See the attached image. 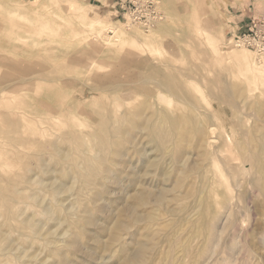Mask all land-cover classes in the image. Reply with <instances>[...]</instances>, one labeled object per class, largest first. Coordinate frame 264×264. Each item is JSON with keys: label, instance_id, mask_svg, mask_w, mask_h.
Masks as SVG:
<instances>
[{"label": "rangeland", "instance_id": "rangeland-1", "mask_svg": "<svg viewBox=\"0 0 264 264\" xmlns=\"http://www.w3.org/2000/svg\"><path fill=\"white\" fill-rule=\"evenodd\" d=\"M47 1L0 0V264H264V56L229 42L264 0H157L151 31L121 0Z\"/></svg>", "mask_w": 264, "mask_h": 264}, {"label": "bare ground", "instance_id": "bare-ground-1", "mask_svg": "<svg viewBox=\"0 0 264 264\" xmlns=\"http://www.w3.org/2000/svg\"><path fill=\"white\" fill-rule=\"evenodd\" d=\"M45 1V0H44ZM49 2H54V0H48ZM47 1V2H48ZM56 2V1H55ZM43 3V2H42ZM51 3V4H52ZM167 3V2H166ZM24 4V3H23ZM27 4V3H26ZM31 5V4H30ZM41 6V5H40ZM43 7L42 8H47L48 9V7H49V5H47V4H43L42 5ZM38 7V6H37ZM51 7V6H50ZM39 8V7H38ZM41 9V8H40ZM83 9V8H82ZM81 9V10H82ZM33 10V9H32ZM42 10V9H41ZM41 10H40V12H41ZM45 10V9H44ZM38 11V10H37ZM32 12H35V10L34 11H32ZM9 13V12H8ZM36 13V12H35ZM18 15V12H16V11H14V12H11V15ZM37 14H39L38 12H37ZM36 14V15H37ZM41 14V13H40ZM51 14V13H50ZM42 15V14H41ZM54 15V14H53ZM57 15V14H56ZM75 15V14H74ZM22 19H25V20H30L29 19V17H28V15H25V14H21V15H19ZM13 17V16H12ZM44 17V16H43ZM56 17V16H55ZM81 17L82 18H84L82 15H81ZM60 19V18H59ZM62 19H64V18H62ZM13 23V22H12ZM39 23V22H38ZM43 23V22H42ZM67 23V22H66ZM14 24V23H13ZM22 24V23H21ZM25 24V23H24ZM11 25V24H10ZM16 25H18V24H16ZM41 25V24H40ZM57 25V24H56ZM125 25V24H124ZM123 25V26H124ZM21 26V25H20ZM23 26V25H22ZM21 26V27H22ZM27 26H28V24H27ZM26 26V27H27ZM91 26V28L92 29H96V32L98 33L97 35H101V34H103V32L104 31H106V29H112L114 32H115V34H117L116 35V40L120 43V44H122L123 46H125V45H132L133 47H138V49H140V51H142L141 49H144L145 50V48L143 47V46H146V48L148 47H151V44L153 43V42H155V40H157L155 37V35H145V36H141V38H139L138 36H135V35H133V33L131 34L132 36H129V35H127V33H126V31L125 30H122L121 32H120V30L121 29H123L122 27H120V29L119 30H115V29H113V27H110V26H108L106 23H105V21L104 20H102V19H96V21L94 22V23H92V24H90L88 27H90ZM126 26H128V25H126ZM136 26V25H135ZM12 27V26H11ZM15 27V26H14ZM21 27H19V28H21ZM42 27H48V24L47 25H44L43 26V24H42ZM18 28V27H17ZM90 28V29H91ZM10 29V28H9ZM16 29V28H15ZM23 29V28H22ZM22 29H20V30H22ZM47 29V28H46ZM94 29V30H95ZM18 30V29H17ZM28 31L29 32V30L28 29H25L24 28V31ZM59 30V29H58ZM30 31H31V29H30ZM151 31V30H150ZM17 32V31H16ZM27 32V33H28ZM134 32V31H133ZM34 33V32H33ZM9 35H10V33H8ZM15 34V33H14ZM13 34V35H14ZM136 34V33H135ZM11 35H12V31H11ZM12 35V36H13ZM16 35V34H15ZM19 35V34H18ZM33 35H35V33L33 34ZM17 36V35H16ZM20 36V35H19ZM38 36V35H37ZM103 36V35H102ZM18 37V36H17ZM40 37V36H39ZM104 37V36H103ZM18 38H20V37H18ZM18 38H17V40H18ZM22 38V37H21ZM23 39H26V38H23ZM17 40H15V41H17ZM105 41V40H104ZM230 41V40H229ZM19 42H21V40L19 41ZM26 42V41H25ZM27 42H28V39H27ZM43 42H44V40H43ZM42 42V43H43ZM107 43H109L110 42V40H108V41H106ZM9 43H10V41H9ZM24 43V42H23ZM35 43V42H34ZM212 43H214V41L212 42ZM54 44V43H53ZM110 45L111 44H114V43H109ZM36 46V45H35ZM34 46V47H35ZM39 47V46H38ZM41 48V47H40ZM50 48H51V46H50ZM122 48V47H121ZM124 48V47H123ZM130 48V47H129ZM56 49V48H55ZM136 50V49H135ZM150 50H152V49H150ZM39 52H40V50H39ZM146 53V52H145ZM144 54V53H143ZM189 54H191V53H189ZM232 54H234L235 56H237L239 59H241L243 56L240 54V53H238V52H236V51H234V52H232ZM55 55V54H54ZM189 56V55H188ZM191 56V55H190ZM188 59V58H187ZM191 59H193V58H191ZM212 60V59H211ZM190 61H192V60H190ZM94 63V62H93ZM191 63V62H190ZM194 64V63H193ZM206 64V63H205ZM191 65V64H190ZM196 65V64H195ZM184 66V65H183ZM182 66V67H183ZM207 66V65H206ZM200 67V66H199ZM91 68V67H90ZM209 68V67H208ZM213 68H215V67H213ZM212 68V69H213ZM153 69V68H152ZM182 69V68H181ZM184 69H186V67L184 68ZM207 69V68H206ZM211 69V68H210ZM219 69V68H218ZM242 69V68H241ZM244 69H245V67H244ZM179 70V69H178ZM214 70V69H213ZM190 71V70H189ZM200 71V70H199ZM202 71H204V70H202ZM205 71H207L208 72V70H205ZM215 72H216V70H214ZM243 71V70H242ZM245 71V70H244ZM182 72V71H181ZM190 72H193V71H190ZM40 73V72H39ZM42 73V72H41ZM48 73H51V72H48ZM47 73V74H48ZM67 73V72H66ZM170 73V72H169ZM209 73V72H208ZM220 73V72H219ZM62 74V73H61ZM160 74V73H159ZM178 74V73H177ZM207 74V73H206ZM38 75V74H37ZM40 75H43V74H40ZM50 75V74H49ZM34 76V75H33ZM39 76V75H38ZM59 76V75H58ZM176 76V75H175ZM211 76V75H210ZM42 77V76H41ZM180 77V76H179ZM179 77H177V78H179ZM182 77V76H181ZM180 77V78H181ZM207 77V76H206ZM38 78V77H37ZM40 78V77H39ZM38 78V79H39ZM58 78V77H57ZM176 78V79H177ZM212 78V77H211ZM216 78V77H215ZM25 79V78H24ZM30 79H32V78H30ZM45 79V78H44ZM60 79V78H59ZM163 79V78H162ZM170 79V78H169ZM41 80H43V78L41 79ZM46 80V79H45ZM48 80V79H47ZM167 80V79H166ZM198 80H199V77H198ZM204 80H208V79H204ZM214 80V79H213ZM212 80V81H213ZM24 81V80H23ZM44 81V80H43ZM50 81V80H49ZM51 81H54V80H51ZM161 81V80H160ZM163 81V80H162ZM161 81V85H159V86H163V85H165V86H167L166 84V82H162ZM181 81V80H180ZM58 82V81H57ZM178 82V81H177ZM193 82V81H192ZM195 82V81H194ZM202 82V81H201ZM205 82V81H204ZM209 82V81H208ZM206 83V85H207V82H205ZM215 83V82H214ZM163 84V85H162ZM169 84V83H168ZM185 84V83H184ZM195 84V83H194ZM200 84V83H199ZM10 85V84H9ZM171 85L173 86L174 85V81H172L171 82ZM187 85V84H186ZM209 85V84H208ZM116 86V85H115ZM114 86V87H115ZM196 86V85H195ZM202 86V85H201ZM217 86V85H216ZM183 87V86H182ZM189 87V86H188ZM214 87V86H213ZM2 88V87H1ZM6 88V87H5ZM108 88H110V87H108ZM166 88V87H165ZM179 88V87H178ZM196 88V87H195ZM200 88V87H199ZM202 88V87H201ZM211 88V87H210ZM3 89V88H2ZM2 89H1V91H2ZM186 89V88H185ZM194 89V88H193ZM192 89V90H193ZM204 89V88H203ZM113 90V89H112ZM117 90V89H116ZM187 90V89H186ZM212 90V89H211ZM218 90V89H217ZM193 91H195V90H193ZM227 91H229V90H227ZM111 92V91H110ZM114 92V91H113ZM167 92H170V90L169 91H167ZM197 93H198V91H196ZM205 92V91H204ZM226 92V91H225ZM2 93V92H1ZM3 93H4V91H3ZM6 93V92H5ZM25 93V92H24ZM117 93V92H116ZM163 93V92H162ZM187 93V92H186ZM191 93V92H190ZM165 94V93H164ZM179 94V93H178ZM177 94V95H178ZM192 94V93H191ZM190 94V95H191ZM204 94V93H203ZM228 94V96H229V92L227 93ZM4 94H2V96H3ZM173 95V94H172ZM108 97V96H107ZM172 97V96H171ZM182 97V96H181ZM185 97H187V96H185ZM189 97V96H188ZM187 97V98H188ZM210 97V96H209ZM177 98V97H176ZM195 98V97H194ZM206 98V97H205ZM208 98V97H207ZM232 98V97H231ZM109 99V98H108ZM107 99V100H108ZM191 99V98H190ZM233 99V98H232ZM180 100V99H179ZM224 100V99H223ZM110 101V100H109ZM37 102V101H36ZM160 102V101H159ZM229 102V101H228ZM158 103V102H157ZM162 103H164V102H162ZM111 104V103H110ZM159 104V103H158ZM105 105V104H104ZM103 105V106H104ZM169 105V104H168ZM156 106V105H155ZM115 107V106H114ZM161 107V106H160ZM167 107V106H166ZM166 107H165V109H166ZM171 107V106H170ZM106 108V107H105ZM104 108V109H105ZM163 108V110H164V107H162ZM174 108V107H173ZM172 108V109H173ZM107 109V108H106ZM114 109V108H113ZM108 110V109H107ZM8 111V110H7ZM157 111H159V110H157ZM173 111H175V110H173ZM18 112V111H17ZM97 112V111H96ZM126 112V111H125ZM164 112V111H163ZM21 113V112H20ZM161 113V112H160ZM167 113V112H166ZM99 114V113H98ZM97 114V115H98ZM125 114V113H124ZM170 114V113H169ZM219 113H217V115H218ZM96 115V114H95ZM22 116H24V115H22ZM106 116V115H105ZM160 116V115H159ZM164 116V115H163ZM25 117H27V116H25ZM58 117V116H57ZM112 117V116H111ZM124 117V116H123ZM56 118V117H55ZM59 118V117H58ZM80 118V117H79ZM104 118V117H103ZM166 118V117H165ZM41 119V118H40ZM48 119H51V118H48ZM54 119V118H53ZM60 119V118H59ZM162 119V118H161ZM160 119V120H161ZM26 120V119H25ZM31 120V119H30ZM55 120V119H54ZM105 120V119H104ZM210 120V119H209ZM28 121V120H27ZM33 121V120H32ZM25 122V121H24ZM50 122V121H49ZM47 124V123H46ZM211 124V123H210ZM209 124V125H210ZM74 125V124H73ZM208 125V124H207ZM70 126V125H69ZM82 127V126H81ZM107 127V126H106ZM48 128V127H47ZM60 127H58V129H59ZM70 128V127H69ZM55 129V128H54ZM74 129V128H73ZM72 129V130H73ZM25 130V129H24ZM76 130V129H75ZM100 130H101V128H100ZM70 131H71V128H70ZM77 131V130H76ZM105 131H106V129H105ZM81 133V132H80ZM95 133V132H94ZM106 133V132H105ZM62 134V133H61ZM63 136H65V135H63ZM106 136H109V135H106ZM70 137V136H69ZM32 140V139H31ZM73 140V139H72ZM65 141H67V140H65ZM79 141V140H78ZM86 141V140H85ZM63 142V141H62ZM71 142V141H70ZM88 142V141H87ZM244 142V141H243ZM237 143H238V141H237ZM237 143L235 144L236 146H237ZM239 144V143H238ZM76 145V144H75ZM3 147V146H2ZM238 147L239 148H242L241 146H239L238 145ZM245 147H246V145H245ZM13 148V147H12ZM28 148V147H27ZM55 147H53V149H54ZM57 148V147H56ZM55 148V149H56ZM59 148V147H58ZM237 148V147H236ZM238 148V149H239ZM248 148V147H247ZM8 149V148H7ZM162 149V148H161ZM242 150V149H241ZM248 150V149H247ZM58 151V150H57ZM161 151V150H160ZM234 151V150H233ZM232 151V152H233ZM14 152V151H13ZM40 152V151H39ZM223 152V151H222ZM236 152V151H235ZM234 152V153H235ZM245 152V151H244ZM244 152H242V153H244ZM72 153V152H71ZM246 153V152H245ZM249 153V152H248ZM12 154V153H11ZM68 154V153H67ZM66 154V155H67ZM247 154V153H246ZM246 154H244V155H246ZM9 155V154H8ZM15 155V154H14ZM20 155V154H19ZM230 155V154H229ZM228 155V156H229ZM239 155H240V157L241 156H243V155H241L240 153H239ZM1 156V155H0ZM247 156H248V154H247ZM249 156H251V154L249 155ZM249 156H248V158H249ZM20 157V156H19ZM18 157V158H19ZM66 157V156H65ZM239 157V156H238ZM238 157H237V159H238ZM239 157V158H240ZM25 158V157H24ZM248 158H247V160H248ZM257 158V157H256ZM14 159H15V157H14ZM229 159V158H228ZM236 159V160H237ZM254 159V158H253ZM225 160V159H224ZM235 160V159H234ZM239 160V159H238ZM241 160V159H240ZM54 161V160H53ZM233 161V160H232ZM234 162V161H233ZM242 162V161H241ZM248 162V161H247ZM22 163V162H21ZM244 163H246V161L244 162ZM233 164V163H232ZM241 164H243V163H241ZM19 165V164H18ZM235 165V164H234ZM214 166H215V170H216V172H214V174L215 173H217V175L216 176H218L219 178H220V182L219 183H222L223 181L222 180H224L225 178H227V177H225V175L223 174V172H222V169H221V167L219 166V164L217 163V162H215V164H214ZM230 167V166H229ZM231 167H233V166H231ZM235 167V166H234ZM210 168V167H209ZM211 169V168H210ZM210 169H209V172H210ZM234 169H237V167L236 168H234ZM241 169V168H240ZM205 170V169H204ZM214 170V169H213ZM254 170V169H253ZM257 170V169H256ZM3 171V170H2ZM208 171V170H207ZM259 171V170H258ZM7 172V171H6ZM5 172V173H6ZM211 172H212V169H211ZM210 172V173H211ZM235 172V171H234ZM264 172V171H263ZM47 173V172H46ZM202 173V172H201ZM203 174V173H202ZM237 174V173H236ZM261 174V173H260ZM204 175V174H203ZM263 175V174H262ZM211 176H213V175H211ZM215 175L213 176V179H214V177H216ZM218 177H216L217 179H218ZM225 177V178H224ZM233 177V176H232ZM201 179V178H200ZM209 179H210V177H209ZM230 178H228L227 180H229ZM214 180H216V179H214ZM217 181V180H216ZM219 181V180H218ZM225 181V180H224ZM215 182V181H214ZM211 183V182H210ZM224 183V182H223ZM223 183H222V186H223ZM226 183H228V182H226ZM262 183V182H261ZM201 183H199V185H200ZM221 185V184H220ZM228 186L227 187H229V183L227 184ZM216 186H218V185H216ZM224 186H225V184H224ZM257 186H259V185H257ZM220 187V186H219ZM218 187V188H219ZM19 188V187H18ZM56 188V187H55ZM200 188V187H199ZM207 189V188H206ZM210 189H211V187H210ZM214 189H215V187H214ZM224 189V188H223ZM200 190V189H199ZM204 190V189H203ZM227 190H229V188L228 189H226L225 188V190H223L224 191V195H226L225 194V192H227ZM166 191V190H165ZM222 191V192H223ZM231 190H229V192H230ZM203 192V191H202ZM217 192H219V191H217ZM216 192V193H217ZM228 192V193H229ZM213 193V192H212ZM211 193V194H212ZM164 194V193H163ZM209 194V193H208ZM214 194H215V191H214ZM223 194H222V196H223ZM219 195V194H218ZM228 195V194H227ZM38 196V195H37ZM217 196V195H216ZM164 197V196H163ZM208 197V196H207ZM199 198V197H198ZM204 198V197H203ZM226 198V197H225ZM231 199H232V197H230ZM230 198L229 197H227V199H229L230 200ZM194 199H195V197H194ZM219 199V198H218ZM221 199V198H220ZM249 199V198H248ZM193 200V199H192ZM191 200V201H192ZM141 201V200H140ZM228 201V200H227ZM248 201V200H247ZM145 202H147V201H145ZM198 203H199V201H198ZM222 203H223V201H222ZM233 203V202H232ZM210 204V203H209ZM208 204V205H209ZM218 204H219V202H218ZM227 204V203H226ZM198 205V204H197ZM206 205V204H205ZM231 205V204H230ZM233 205V204H232ZM239 205V204H238ZM200 206V205H199ZM223 206V205H222ZM191 207H194V206H191ZM202 207V206H201ZM206 207V206H205ZM208 207V206H207ZM214 207V206H213ZM242 207V206H241ZM209 208V207H208ZM230 208V207H229ZM240 208V207H239ZM190 210H191V208H189ZM195 209V208H194ZM212 209V208H211ZM210 210V209H209ZM217 210V209H216ZM227 210V209H226ZM236 210V209H235ZM234 210V211H235ZM200 211V210H199ZM207 210H205V212H206ZM240 211V210H239ZM261 211V210H260ZM204 212V210L202 211V213ZM186 213V212H185ZM199 213V212H198ZM220 213V212H219ZM224 213V212H223ZM207 214V213H206ZM229 214V213H228ZM182 216V215H181ZM229 216V215H228ZM238 216V215H237ZM194 217V216H193ZM205 217H206V215H205ZM205 217L203 218L204 220H205ZM234 217V216H233ZM208 218H210L208 221L207 220H205L203 223H202V225L199 227V226H197V230H195V232L196 231H198L197 233L198 234H201L202 233V235H204V238H203V241H204V244H202V246H201V248L199 249L198 248V250L199 251H197L198 253L195 255V256H193L196 260L198 259V261H200V260H202L203 261V258H205V256L208 254V252H209V246H210V243L214 240V237H215V231H216V227H217V221H218V219H219V214H217V212L215 211H212V215H211V217H208ZM241 218V217H240ZM197 219V218H196ZM202 219V218H201ZM207 219V218H206ZM238 219V218H237ZM148 221V220H147ZM182 221V220H181ZM184 221V220H183ZM187 221V220H186ZM189 221V220H188ZM202 221V220H201ZM193 222V221H192ZM13 223H15V222H13ZM177 223V222H176ZM180 223V222H179ZM178 223V224H179ZM196 223V222H195ZM193 224V223H192ZM225 224V222L223 223V225ZM191 225V224H190ZM195 227V226H194ZM188 228V227H187ZM222 228V227H221ZM222 230V229H221ZM199 231L201 232V233H199ZM230 232V231H229ZM232 232V231H231ZM171 233V232H170ZM169 233V234H170ZM193 233V232H192ZM202 235H200V236H202ZM198 237V236H197ZM217 237L218 236H216V239H217ZM200 238V237H199ZM170 239H171V237H170ZM195 239V238H194ZM218 239H219V237H218ZM217 239V240H218ZM217 240H215V241H217ZM202 241V242H203ZM241 241V240H240ZM198 242V241H197ZM220 242V241H219ZM225 242V241H224ZM217 243V242H216ZM194 244V243H193ZM198 244V243H197ZM240 244V243H239ZM191 245V244H190ZM213 245H215V243L213 244ZM241 245V244H240ZM192 247V246H191ZM191 247L189 246V248L191 249ZM215 247V246H214ZM189 248L186 246V249H187V251L189 250ZM212 248V247H211ZM237 248V245L235 244V245H232V247H231V250H235ZM2 249V248H1ZM240 250V249H239ZM190 251V250H189ZM195 251V250H194ZM217 251V250H216ZM236 251V250H235ZM3 252V251H2ZM138 252H139V250H138ZM185 252V251H184ZM196 252V251H195ZM212 252V251H211ZM141 253V252H140ZM235 253V252H234ZM1 254V253H0ZM145 254V253H144ZM210 254H213V253H210ZM242 254V253H241ZM226 255V254H225ZM217 256V255H216ZM132 257V256H131ZM141 257V256H140ZM140 257H137V259L139 258V260L140 259H142V257L140 258ZM211 257V256H210ZM222 257V256H221ZM214 259V258H213ZM233 259H234V257H233ZM236 259V258H235ZM196 260H195V262H196ZM208 260V259H207ZM141 261V260H140ZM206 261V260H205ZM203 263V262H202ZM222 263V262H221ZM225 263H226V260H225ZM228 263H229V261H228ZM21 264V263H20ZM195 264V263H194ZM232 264V263H231Z\"/></svg>", "mask_w": 264, "mask_h": 264}, {"label": "built area", "instance_id": "built-area-1", "mask_svg": "<svg viewBox=\"0 0 264 264\" xmlns=\"http://www.w3.org/2000/svg\"><path fill=\"white\" fill-rule=\"evenodd\" d=\"M119 9L126 20L144 30L153 29L165 17L157 0H121ZM229 42L253 49L264 56V14L252 16L246 23L244 32H238Z\"/></svg>", "mask_w": 264, "mask_h": 264}, {"label": "crops", "instance_id": "crops-1", "mask_svg": "<svg viewBox=\"0 0 264 264\" xmlns=\"http://www.w3.org/2000/svg\"><path fill=\"white\" fill-rule=\"evenodd\" d=\"M244 30V29H243Z\"/></svg>", "mask_w": 264, "mask_h": 264}]
</instances>
